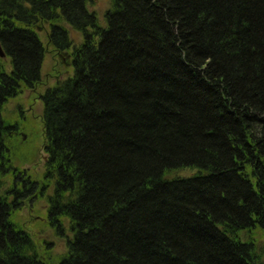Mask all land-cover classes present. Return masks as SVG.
I'll return each instance as SVG.
<instances>
[{
	"label": "trees",
	"instance_id": "16d2710c",
	"mask_svg": "<svg viewBox=\"0 0 264 264\" xmlns=\"http://www.w3.org/2000/svg\"><path fill=\"white\" fill-rule=\"evenodd\" d=\"M92 2L0 0V264H53L12 220L35 195L54 264H264L240 238L264 233V0H110L104 24ZM43 25L56 53L64 25L81 42L41 95L35 181L1 113L40 81Z\"/></svg>",
	"mask_w": 264,
	"mask_h": 264
},
{
	"label": "rangeland",
	"instance_id": "374dc122",
	"mask_svg": "<svg viewBox=\"0 0 264 264\" xmlns=\"http://www.w3.org/2000/svg\"><path fill=\"white\" fill-rule=\"evenodd\" d=\"M110 0H93L89 10L96 13L101 24L103 15L110 6ZM73 41V46L81 42V35L64 25ZM39 39L44 47V57L40 69V81L31 88L22 86L19 94L6 101L2 107V118L13 128L8 140L10 147V160L12 166L25 171L31 180L39 181L44 170L46 153L44 151L45 135L42 121L43 102L41 95L47 88L53 87L57 80H63L73 73L71 65V53H56L49 43L48 26L43 25L37 30ZM5 69L9 70V59L2 58ZM4 187L10 185L8 177L4 179ZM49 191L47 192V194ZM38 195V194H37ZM46 197L36 196L24 201V204L14 214L12 220L16 222L30 236L37 252L51 258L54 264V256L65 250V239H59L54 235V230L48 224ZM250 239L256 251L264 260V233L259 229H253L249 233L242 232L240 238L244 241Z\"/></svg>",
	"mask_w": 264,
	"mask_h": 264
},
{
	"label": "water",
	"instance_id": "95a60500",
	"mask_svg": "<svg viewBox=\"0 0 264 264\" xmlns=\"http://www.w3.org/2000/svg\"><path fill=\"white\" fill-rule=\"evenodd\" d=\"M5 57V54L0 46V58H4Z\"/></svg>",
	"mask_w": 264,
	"mask_h": 264
}]
</instances>
